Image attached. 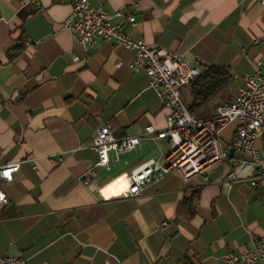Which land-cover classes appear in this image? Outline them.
Returning <instances> with one entry per match:
<instances>
[{
	"label": "crops",
	"instance_id": "obj_1",
	"mask_svg": "<svg viewBox=\"0 0 264 264\" xmlns=\"http://www.w3.org/2000/svg\"><path fill=\"white\" fill-rule=\"evenodd\" d=\"M89 2L135 16L126 29L136 40L205 71L225 69L235 98L264 61L262 0ZM72 12L68 1L0 0V166L21 164L2 185L10 202L0 210V252L29 264H228L227 252L251 248L264 234V184L253 187L251 172L233 180V164L220 161L189 180L172 171L141 197L120 198L124 179L160 159L169 141L146 140L109 169L97 166L92 138L104 125L117 137L165 130L170 111L148 76L130 69L131 50L74 42L63 29ZM193 87L183 90L189 107ZM217 92L195 107L198 116ZM235 98L208 105L205 117ZM236 127L220 131L222 149Z\"/></svg>",
	"mask_w": 264,
	"mask_h": 264
},
{
	"label": "built area",
	"instance_id": "obj_2",
	"mask_svg": "<svg viewBox=\"0 0 264 264\" xmlns=\"http://www.w3.org/2000/svg\"><path fill=\"white\" fill-rule=\"evenodd\" d=\"M35 1L39 5L40 0ZM66 1L72 5L73 12L63 22V29L70 33L74 42L88 49L94 48L97 40L102 39L131 50L130 69L148 76L149 85L170 111L165 130L160 131L152 125L139 135L117 137L113 127L104 125L92 138V148L99 155L97 166L109 169L120 155L137 149L146 140L169 141L170 149L160 159L141 164L124 179L121 185L125 190L119 194L120 198L141 197L150 185L163 181L172 171H178L189 180L220 161L233 164L237 170V173L230 174L233 180L244 179L251 172L253 187L264 184V61L257 63L255 75L244 77L245 85L239 88L235 100L218 107L216 114L203 118L189 110L183 90L205 70L178 52L134 39L127 32L126 25H134L135 16L126 15L121 10L110 12L102 6L92 7L89 0H59L61 3ZM30 44V41L25 42V46ZM73 60L80 63L77 56ZM122 65L123 62L119 64ZM232 123H237V127L231 145L222 149L219 133ZM231 150H234L233 157ZM113 152L117 155L114 161L111 158ZM20 168V163L0 166V210L10 202L2 185L13 182ZM224 261L228 264H264V234L251 248L238 253L227 252ZM0 264L29 262L0 252Z\"/></svg>",
	"mask_w": 264,
	"mask_h": 264
},
{
	"label": "trees",
	"instance_id": "obj_3",
	"mask_svg": "<svg viewBox=\"0 0 264 264\" xmlns=\"http://www.w3.org/2000/svg\"><path fill=\"white\" fill-rule=\"evenodd\" d=\"M229 78L230 74L223 68H208L200 78L191 83L194 85L193 94L196 98V104L189 107V110L196 113L195 107L203 106L208 98L215 94ZM190 210L192 211V209Z\"/></svg>",
	"mask_w": 264,
	"mask_h": 264
},
{
	"label": "rangeland",
	"instance_id": "obj_4",
	"mask_svg": "<svg viewBox=\"0 0 264 264\" xmlns=\"http://www.w3.org/2000/svg\"><path fill=\"white\" fill-rule=\"evenodd\" d=\"M236 85L235 82H233V80H226L225 84L223 85L222 89H220L219 92H217L216 95H214V97L211 99V101L209 102V106L210 105H214L217 104V102L220 103H227L229 101H231V99L235 98V94H236ZM204 106L203 111H200L198 114L202 117H205V115L210 111V109H207L206 107L208 106ZM259 144V143H258Z\"/></svg>",
	"mask_w": 264,
	"mask_h": 264
},
{
	"label": "water",
	"instance_id": "obj_5",
	"mask_svg": "<svg viewBox=\"0 0 264 264\" xmlns=\"http://www.w3.org/2000/svg\"><path fill=\"white\" fill-rule=\"evenodd\" d=\"M233 154H234V150H231V157H233Z\"/></svg>",
	"mask_w": 264,
	"mask_h": 264
}]
</instances>
